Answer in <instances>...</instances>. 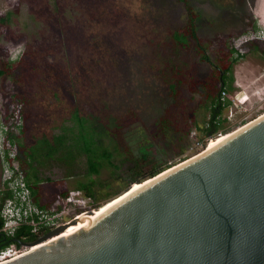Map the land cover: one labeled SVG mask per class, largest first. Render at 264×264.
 I'll list each match as a JSON object with an SVG mask.
<instances>
[{
    "label": "rangeland",
    "instance_id": "1",
    "mask_svg": "<svg viewBox=\"0 0 264 264\" xmlns=\"http://www.w3.org/2000/svg\"><path fill=\"white\" fill-rule=\"evenodd\" d=\"M187 1L199 16L198 34L207 45L212 63L227 66V55L231 58L233 45L243 55L234 66V91L226 96L233 102L224 113L228 120L225 125L231 127V132L207 138L203 131L209 118L207 100L194 92L193 82L209 81L213 67L200 60L193 46L179 51L173 47V33L186 27L189 19L182 0H0V19L9 18L6 23L0 22L3 64L13 62L14 70L24 59L22 65L29 75L34 67L65 72L71 67L59 82L64 88L63 113L58 107L54 110L41 107V98L51 101L56 98L52 93L43 96L46 88L39 95L34 94L36 72L23 84L15 82L13 71L0 79V127L6 122L9 108L14 109L11 98L17 93L24 94L29 102L34 101L31 106L24 101L22 109L25 115L30 111V125L25 118L26 131L14 134V151L19 146L24 156L44 134L52 137L64 131H77L74 111L69 110L78 107L85 116L93 113L105 117L110 110L124 120V142L119 150L122 154L116 155V159L132 161L139 156L142 144H153L166 148V153L161 154L162 163L174 166L205 152L213 140L264 115V41L254 37L259 27L264 28V0ZM90 61L94 75L88 68L91 77L85 84L84 74L79 71ZM173 65L182 67L186 79L178 103L170 96L162 78V70ZM165 117L174 131L182 128L189 131V136L182 129L176 139L164 134L161 121ZM36 118L38 124L33 129ZM126 148L131 149V155ZM130 166L125 162L122 169L128 170ZM62 167L54 159L37 166V176L42 180L41 204L57 201L65 191L80 192L85 198L77 187L87 179L65 177ZM2 173L0 157V191ZM99 178L111 179V169L104 168ZM59 201L57 207H65L66 201ZM110 201L103 200L94 209H103ZM66 207L70 209L64 217L66 221L84 212L79 208L73 213L72 206Z\"/></svg>",
    "mask_w": 264,
    "mask_h": 264
},
{
    "label": "water",
    "instance_id": "2",
    "mask_svg": "<svg viewBox=\"0 0 264 264\" xmlns=\"http://www.w3.org/2000/svg\"><path fill=\"white\" fill-rule=\"evenodd\" d=\"M140 184L1 264H264V115Z\"/></svg>",
    "mask_w": 264,
    "mask_h": 264
},
{
    "label": "trees",
    "instance_id": "3",
    "mask_svg": "<svg viewBox=\"0 0 264 264\" xmlns=\"http://www.w3.org/2000/svg\"><path fill=\"white\" fill-rule=\"evenodd\" d=\"M182 1L185 3L189 19L186 27L173 33V47L175 51H179L180 49L188 50L191 46H193L195 52L200 56V60L211 64L213 67V75L209 81L196 80L193 82V87H196L194 92L201 93L207 100L209 118L205 122L203 131L205 132L207 138H213L220 133L231 132L229 130L231 127H227L225 125L228 120L227 118H224V113L233 104V102L226 96L234 91V66L241 58H243V55L240 54V49L233 45L230 54L231 58L227 55V66L222 67L212 63L208 54L207 45L202 41L198 34L197 21L199 16L187 0ZM8 20L9 18H1L0 22L6 23ZM234 54H236V57ZM23 62L24 59L14 68V70H12L11 68L13 62L3 64L0 58V79L6 76L8 72L13 71V74L16 75L15 82L23 84L26 81H29L31 75L36 72V90L34 91L36 93H33L35 95H39L40 90L46 88L44 90L47 91L43 94V96L49 95L48 93H52L53 97L56 98V101L48 100V98H41V107L51 110H54V107H58V110L61 111L62 109L61 113H63L65 110V99L62 95L64 88L59 85V82L61 80V76L68 74L69 68L71 67L68 66L66 72L63 71V69L56 68L44 69V71H41L40 69L34 67L30 72L31 75H29V72L25 71L26 66L22 65ZM86 63L88 66L83 65L80 67L81 71H79L84 74L85 84H87V80L90 81V73L91 75L93 74L90 70H93V64L91 61L90 63ZM87 69L90 73H87ZM76 72H78V69H76ZM184 76V70L178 65H173L172 67L168 66L166 69L162 70V78L168 85L170 96L176 103L179 102L181 89L183 85L186 84ZM22 95L24 94L17 93L14 98H11V105L14 104L15 107L12 110L9 108L6 114V123L11 121V118L15 115L14 112L18 105H21L22 108H24L25 102L26 104L29 103V106L33 104L34 101L32 99H30L29 102ZM69 111H74L73 114L75 120L77 121L76 124L78 125L77 131L69 130L70 133L64 131L61 134H54L52 137L44 134L37 140L35 145L30 147V149H27L24 156L20 153L19 146L16 149L17 160L20 163L21 169L25 172L28 185L32 191L33 200L35 203L42 205V208H51V203L48 205L40 203V182L42 180L38 178L36 172H38V165H41L43 162L50 159H54L56 163L63 165L62 169L65 171V177L84 176L87 179V181L81 182L77 188L86 198L93 202V208L100 207L103 200L110 201L118 198L132 188L134 184L143 183L172 167L168 164L162 163L161 154L162 152L163 154L166 153V148H157L153 144H142L139 149V156L132 158V161L128 160L129 158L124 160L116 159V155L119 157V155L122 154L119 150L120 144L124 142L122 134L124 120L122 121V119L113 115L110 110H108L105 117L93 113L85 116L81 113L78 107ZM21 114L23 120L25 121L26 118L30 125V111H27V115H25L24 110L22 109ZM34 117L35 116L31 117V120ZM35 120L36 121L33 123V129L36 128L38 124L37 118ZM57 120L58 118L54 119V122H57ZM44 122L46 121L44 120L43 124ZM47 124L51 125L49 122ZM161 129L164 134H169L171 138L176 139L179 138V130L182 128L178 131H174L171 127L170 120L165 117L161 121ZM25 131L26 129L23 124L20 134ZM182 131L189 136V131L184 129H182ZM7 140L10 142V145L14 147L16 138L12 132L8 134ZM126 149L128 155H131V149ZM125 162L131 164L128 170L122 169V165H124ZM26 167H28V169H26ZM104 168L111 169V179L99 180V176ZM32 174L35 175L34 180L32 179ZM69 195L70 192L65 191L64 193H61L59 197L66 199ZM11 196L10 191L4 190V192H0V231L4 225L1 215L2 207L6 200ZM14 235L15 238L13 239L11 236L7 237L8 235L6 236L3 234L4 237H7V240L5 241V245L2 249L10 246V244L15 242V240L21 241L24 237H26V240L38 239V235L33 234L28 226L20 227Z\"/></svg>",
    "mask_w": 264,
    "mask_h": 264
},
{
    "label": "built area",
    "instance_id": "4",
    "mask_svg": "<svg viewBox=\"0 0 264 264\" xmlns=\"http://www.w3.org/2000/svg\"><path fill=\"white\" fill-rule=\"evenodd\" d=\"M254 37L255 39L264 41V28L259 27ZM21 112L22 106L18 105L11 121L3 123L0 127V157L3 164L2 192L7 190L12 195L2 207L1 215L4 225L1 231L8 236H13L20 227L28 226L33 234L42 238L49 232L71 221L64 219L67 212L70 211V209H66L68 208L66 207L67 205L76 206L80 208L79 210L84 209V212H81L77 216L95 209L91 205L93 202L81 196L80 192L70 193L66 199L59 197L57 201L55 200L52 203L53 206L51 207L53 208H42V205L35 203L25 172L21 169L20 163L17 160V153L7 140L9 133H19L24 124ZM61 199L66 201L65 207L60 206L58 208L57 206ZM87 209L89 210L87 211ZM32 248L25 247L23 250L18 251L14 245L8 246L0 250V264L24 255Z\"/></svg>",
    "mask_w": 264,
    "mask_h": 264
},
{
    "label": "bare ground",
    "instance_id": "5",
    "mask_svg": "<svg viewBox=\"0 0 264 264\" xmlns=\"http://www.w3.org/2000/svg\"><path fill=\"white\" fill-rule=\"evenodd\" d=\"M230 135H231V134H228V135H225V136L219 137V139H217V140H213V141L209 144L207 151H209V150L214 149L215 147H217V146H218L219 144H221L225 139H227ZM140 187H141V184H136V185H134V187H133L129 192H127L125 195H122L121 197L115 199L114 201H111L110 203H108L109 205H108V204L105 205V208L103 207V209H101V210H100V209H98V211L96 210V213H95L94 217L96 218V217H98V216H100V215L106 213V212L108 211V209H110L111 207H113L114 205H116L117 203H119V201H121V199H123L124 197H126V196L129 195L130 193L136 191V190L139 189ZM81 225H83V223H79L78 225H72V226H70L69 229L66 231V233L69 232V231H71V230H73V229H75V228H77V227H79V226H81ZM54 239H56V238H54ZM54 239H53V240H54ZM51 241H52V240H51ZM42 245H44V244H42ZM42 245H37V246L33 247L32 250H34V249H36V248H38V247H40V246H42Z\"/></svg>",
    "mask_w": 264,
    "mask_h": 264
},
{
    "label": "flooded vegetation",
    "instance_id": "6",
    "mask_svg": "<svg viewBox=\"0 0 264 264\" xmlns=\"http://www.w3.org/2000/svg\"><path fill=\"white\" fill-rule=\"evenodd\" d=\"M1 181H2V175H1ZM1 193H2V191H0ZM73 208H72V210L74 209V211H73V213L74 212H77V210L79 209L78 207H76V206H72ZM50 233V232H49ZM48 233V234H49ZM3 234H5L6 235V233H4L3 231H0V250H2V247L5 245V241L7 240V237H9V236H7V237H4L3 236ZM47 234V235H48ZM46 236V235H45ZM11 238H15V235H13V236H11ZM38 238H41V237H38ZM28 239V238H27ZM36 240H38V239H33V240H26V239H22L21 241H18V240H15V242H12L11 244H10V246L11 245H14V247L16 248V250H18V251H20V250H23L25 247H29V248H31L30 246H28V244L29 243H33L34 241H36Z\"/></svg>",
    "mask_w": 264,
    "mask_h": 264
},
{
    "label": "crops",
    "instance_id": "7",
    "mask_svg": "<svg viewBox=\"0 0 264 264\" xmlns=\"http://www.w3.org/2000/svg\"><path fill=\"white\" fill-rule=\"evenodd\" d=\"M52 203V202H51Z\"/></svg>",
    "mask_w": 264,
    "mask_h": 264
}]
</instances>
